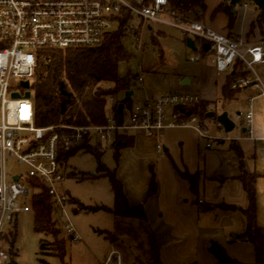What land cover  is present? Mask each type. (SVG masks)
<instances>
[{
  "label": "crops",
  "instance_id": "obj_1",
  "mask_svg": "<svg viewBox=\"0 0 264 264\" xmlns=\"http://www.w3.org/2000/svg\"><path fill=\"white\" fill-rule=\"evenodd\" d=\"M227 1L203 0L205 9L200 17L206 28L238 40L242 53L246 48H264V21L260 19L264 13L248 2L231 7ZM196 65L193 78L185 75L177 83V87L188 89L174 93L199 96L209 134L229 140L210 142V149L205 150L204 143L186 129L164 130L155 139L131 135L134 143L120 151L114 172L129 206H142L144 219L98 213L103 215L96 216L95 229L77 232L74 228L80 241L71 245L64 264H102L112 250L120 252L123 264H217L208 253L213 243L237 264H255L253 247L237 240L245 228L242 212L248 207L239 176L244 170L256 177L255 220L264 236V103L254 91L235 92L224 99L221 91L225 84L219 87V74L210 59L205 57ZM255 67L264 82V67ZM231 73H221L226 74L225 82ZM193 82L194 88L189 90ZM217 106L221 107L218 116L225 114L231 122L228 109L243 119L250 109V127L230 136L215 128ZM234 129L235 125L231 132ZM157 145L162 147L161 153L156 151ZM150 170L156 191L146 198ZM185 174L194 176L195 191ZM220 206L233 209H216ZM208 208L212 210L204 211Z\"/></svg>",
  "mask_w": 264,
  "mask_h": 264
},
{
  "label": "built area",
  "instance_id": "obj_2",
  "mask_svg": "<svg viewBox=\"0 0 264 264\" xmlns=\"http://www.w3.org/2000/svg\"><path fill=\"white\" fill-rule=\"evenodd\" d=\"M134 18L178 32L185 41H192L196 50L208 45L215 71L232 72L231 91H254L264 103V82L253 69L264 67L263 46L246 48L242 53L238 40L216 34L206 28L201 17L173 9L167 0H0V232L3 223H12L16 214L31 212L30 201L38 192L25 184L33 181L47 191L56 217L65 224L68 240L80 241L67 216V199L58 192L63 169L58 158L84 141L100 149L112 147L117 135L155 139L162 131L173 129L192 131L205 150L210 149V142L229 140L209 134L205 114L202 117L198 111L201 99L191 94H165L145 97L137 105L121 104L120 120L111 114L101 127H35L31 95L26 99L29 90L22 87L32 78L35 53L99 47L120 20H125V35L139 43ZM198 61V57L191 58L193 63ZM135 79V84L143 83L140 68ZM108 100L114 102L113 98ZM243 116L249 128L253 117L250 109ZM214 126L222 128L217 122ZM156 151L161 153L162 147L157 145ZM7 157L26 167L27 175L8 178ZM27 198L29 205L25 204ZM10 259L0 248V264H8ZM102 264H123L120 252L110 251Z\"/></svg>",
  "mask_w": 264,
  "mask_h": 264
},
{
  "label": "trees",
  "instance_id": "obj_3",
  "mask_svg": "<svg viewBox=\"0 0 264 264\" xmlns=\"http://www.w3.org/2000/svg\"><path fill=\"white\" fill-rule=\"evenodd\" d=\"M167 1L173 9L196 17H200V13L205 9L203 0ZM262 12L264 13V11ZM260 19L264 21V14L260 16ZM125 24V20H120L117 28L105 36L99 47L93 49H44L35 53V68L29 82V93L36 128L104 126L107 119L105 116L107 100L122 94L123 98L120 101L116 100L111 110L112 116L117 121L120 120L121 114L118 107L121 104H129L131 98L124 101V95L130 92L131 86L136 83V79L132 75H126L123 78L118 76V66L123 62H128L131 58L122 45V42L127 38L124 33ZM199 52L204 53L202 48ZM231 77H227L221 91L224 99L231 98L232 94L235 93L230 89ZM204 107L200 104L198 108L200 114L205 112ZM201 116L204 117L203 114ZM115 140L111 148L117 165L120 151L131 148L134 139L131 135L128 137L117 135ZM77 153H88L95 157L98 165L96 172L102 173L108 179L113 205L111 208L104 206L88 208L69 198L70 204L76 207L79 212H104L115 217L143 220L145 217L143 207L132 208L129 206L123 194L122 186L115 177V172H109L101 166L99 162L100 153L97 147H92L87 141H84L69 152L60 153L59 162L64 161L66 163L70 157ZM183 177L188 181L190 189L195 191L197 185L194 176L185 174ZM255 180V176L247 175L244 170L239 176V181L247 196L248 207L242 212L245 228L237 240L253 247L255 264H264V236L258 230L255 220ZM32 182L28 181L25 185L30 186L31 184L34 192H38V195L35 196L34 194L30 201L33 233L37 236L50 238L52 241L50 244L45 241L40 243L39 255L55 258L64 264L66 251L62 241L59 240V220L55 218L57 210L50 204V197L45 188ZM155 191V179L152 170H150L146 198L152 197ZM216 209L229 211L233 208L220 206ZM207 210H212V208L204 211ZM49 245L53 247V250L48 248ZM208 253L216 260L217 264H237L230 260L217 244H211ZM39 262L47 264L43 260H39Z\"/></svg>",
  "mask_w": 264,
  "mask_h": 264
},
{
  "label": "rangeland",
  "instance_id": "obj_4",
  "mask_svg": "<svg viewBox=\"0 0 264 264\" xmlns=\"http://www.w3.org/2000/svg\"><path fill=\"white\" fill-rule=\"evenodd\" d=\"M245 2L257 7L253 2L248 0L238 3H235L234 0H228L227 4L231 7H236ZM257 8L260 9L259 7ZM132 24L137 29L139 43H135L134 39L130 37H127L122 42L125 51L131 58L128 62H123L118 66V76L121 78L126 75L135 77L137 69L140 68L143 83L141 85L134 83L135 86H131L130 92L133 95L129 100V105H137L145 97H157L168 93L176 94L177 92L174 93L176 90L188 89V87H177V83L185 75L192 78L195 76L197 65L191 62V58L198 57L201 62L205 57L208 59L212 57V52L200 53L201 47L198 48L196 53L188 50L182 36L172 29L159 26L150 21H142L138 18H134ZM137 44L140 47L139 50L136 49ZM253 69L257 70L258 74H260L258 67H253ZM225 76L226 74L218 75L217 82L219 87L225 84ZM194 85L195 82H193L189 90H192ZM122 98V94H119L113 99L114 102L107 100L105 107L106 118L110 117L115 101H120ZM228 110V115L232 118V122L235 125L234 131L228 134L230 136L241 132V129L246 124L243 118L232 114L234 110ZM220 111L221 107L217 106L216 117H219L218 113ZM207 120L209 123L212 121L210 119ZM242 124L243 126H241ZM211 131L212 133L214 132L213 130ZM99 153L101 166L109 172L115 171L116 163L113 158L114 152L112 148L102 146L99 149ZM60 164L63 165V169L61 171L62 181L58 184V192L67 199L65 209L71 225L77 232H86L87 229H90L89 227H94L92 230L95 229L96 216L103 215L97 214L104 212H79L76 210V207L70 204L69 198L88 208L98 207L96 205L111 206L113 204V197L110 192L108 179L102 173L96 172L98 165L92 154L77 153L70 157L66 163L63 161ZM5 169L8 178L13 175H27L26 167L19 166L13 158H6ZM25 204L29 205V198H27ZM58 220L60 229L59 240L62 241L66 255L68 256L73 243L68 240L65 224L60 219ZM32 222L33 216L30 212L16 214L12 223H3L0 232V248L10 256L11 259L8 264H41L39 260H43L47 264H61L55 258L39 255L40 243L45 241L50 244L52 241L50 238L35 235L32 230ZM48 248L53 250V247H50V245ZM67 259L68 257L65 258L64 262H68Z\"/></svg>",
  "mask_w": 264,
  "mask_h": 264
},
{
  "label": "water",
  "instance_id": "obj_5",
  "mask_svg": "<svg viewBox=\"0 0 264 264\" xmlns=\"http://www.w3.org/2000/svg\"><path fill=\"white\" fill-rule=\"evenodd\" d=\"M235 3H238L240 1H244V0H234ZM248 1H251L253 2L257 7L260 8L261 11H264V1L263 0H248ZM185 45H186V48L192 52H195L196 51V48L193 44L192 41L190 40H186L185 41ZM202 49L205 53H207L209 51V46L208 45H203L202 46ZM135 86V85H133ZM22 87L25 89V90H29V83L27 82H24L22 83ZM132 92H127L125 95H124V101H128L131 97H132ZM14 98H16V96H13ZM30 97V93H26L25 94V98L28 99ZM122 109V106L120 105L118 107V110L119 112L121 111ZM217 123L223 128L224 132L225 133H230L233 128H234V124L227 118V116L225 114L221 115L220 117H218L216 119ZM14 181H17L16 179H14Z\"/></svg>",
  "mask_w": 264,
  "mask_h": 264
}]
</instances>
